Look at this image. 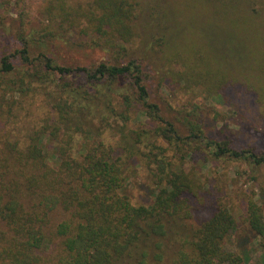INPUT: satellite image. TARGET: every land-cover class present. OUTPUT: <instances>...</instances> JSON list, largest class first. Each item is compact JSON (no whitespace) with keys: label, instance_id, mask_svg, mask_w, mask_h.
I'll return each mask as SVG.
<instances>
[{"label":"trees","instance_id":"16d2710c","mask_svg":"<svg viewBox=\"0 0 264 264\" xmlns=\"http://www.w3.org/2000/svg\"><path fill=\"white\" fill-rule=\"evenodd\" d=\"M173 1V8L158 6L164 18L156 25L176 34L173 50L150 33L154 27L143 16L148 0L15 1L19 25L12 33L20 48L0 53V121L10 112H26L28 101L36 104L40 96L48 119L44 125L28 123L22 140L0 139V264H249L255 248L263 250L264 264L260 202L246 203L252 242L239 247L238 217L227 204L213 202L207 217L191 223L202 188L185 167L204 142L216 159L264 165V154L237 149L238 138L222 137L227 124L218 130L221 140L209 138L203 117L205 106L225 109L238 93H255L264 103L259 0ZM198 15L204 19L199 32ZM181 21L188 29L180 34ZM35 25L39 39L30 37ZM62 28L79 29L84 44L112 51L110 58L90 67L59 63L52 42L43 38ZM226 31L230 51L222 42ZM235 31L246 50L240 70L234 66ZM0 33L2 45L7 33ZM151 37L155 44L148 48ZM158 49L171 69L149 64L148 54ZM154 71L160 82L172 73L190 100L179 108L166 105L153 89ZM48 84L56 91H46ZM199 96L205 103L194 100ZM138 113L150 128L133 129ZM214 114L221 122V114ZM160 142L176 149L180 164ZM138 159L153 177L150 204L135 205L125 192L126 167Z\"/></svg>","mask_w":264,"mask_h":264},{"label":"rangeland","instance_id":"374dc122","mask_svg":"<svg viewBox=\"0 0 264 264\" xmlns=\"http://www.w3.org/2000/svg\"><path fill=\"white\" fill-rule=\"evenodd\" d=\"M16 0H11L10 4L3 7L0 5V32L6 35L3 40V44L0 45V53H9L20 48V43L15 39L12 32L17 31L19 25L18 18V7L15 2ZM83 3L87 0H81ZM170 3L172 5H170ZM173 0H148V5L145 9V19L149 21L151 28L154 27V31H150L151 34L158 37V41L162 43L166 49H175V38L176 34L170 33L167 29H162L161 27H156L159 24L160 19L164 18L163 12L159 13L158 6L164 7L169 5V8H173ZM264 0H259L256 6L258 15L264 16L263 6ZM253 13V10L251 11ZM174 14V13H173ZM176 15V14H175ZM174 16L170 15L169 17ZM194 16V15H193ZM196 17V16H195ZM187 18L183 17L182 21ZM179 23L178 32L181 34L188 29L187 24L184 22ZM204 23L203 17L201 15L197 16L198 32ZM177 28V27H176ZM15 29V30H13ZM8 30H13L8 34ZM41 28L35 25L34 30L31 32L30 37L39 39V35H34L36 32L40 31ZM211 30V29H210ZM188 32V31H187ZM214 30L211 31V33ZM178 33V35H180ZM231 31H226L222 34V42L224 43L227 51L229 50L228 37ZM1 34V33H0ZM235 38V45L233 46V54L235 56V69L240 70L242 64V53L246 50L240 42L241 35L238 31L232 33ZM209 34H204V38ZM221 37V36H220ZM88 38V37H87ZM89 39V38H88ZM46 42H52L50 46V51L55 55V59L62 64L71 66H87L90 67L96 63L106 61L110 58L112 51L107 50L106 45H102L105 51L100 49L95 43H90V45L84 44L86 37L82 35L79 29L74 31L58 29L55 32L49 33L43 38ZM38 43H35L37 45ZM148 48L155 44L154 38H149L147 43ZM1 53V54H2ZM241 55V56H240ZM148 62L152 63L155 68L160 70L171 69L172 65L167 64L164 60V53L161 50H157L155 53L152 51L148 54ZM169 63V62H168ZM149 66V68H154ZM176 67H178L176 65ZM178 68H182L179 65ZM153 80L151 81L153 89L160 92L162 96L165 97L164 103L168 102V105L175 108H179L182 104L187 103L191 96L187 94L184 90L180 88L182 84H174L172 81V73L168 76H164L163 82H160L156 71L151 73ZM163 83V84H161ZM164 87H163V86ZM50 86V84H48ZM53 90L56 88L50 86L46 91ZM45 90H37V93L41 94ZM45 91V92H46ZM238 98L235 104L226 105L225 109L221 104H213L208 106L203 110V117L205 119V130L209 138L213 140H221L225 135H230L231 137L238 138L239 143H237V149H249L250 152L256 154H264V103H259L257 101V94H249L247 97H242L241 93H238ZM43 95V94H42ZM18 96V95H17ZM43 97V96H40ZM38 97L35 99L36 104L30 100L25 105L27 111L21 114L10 112V114L5 116L3 123L0 121V139H23L25 138V129L28 123H39L45 124L48 119V113L41 109L40 102L42 98ZM10 98L8 97V100ZM16 100H18L16 98ZM198 103H203L204 99L202 97L194 98ZM205 103V102H204ZM167 105V104H166ZM233 105V106H232ZM168 111V112H167ZM218 112L221 114L218 118L219 121H215V114ZM165 116L171 117L170 111H164ZM169 113V114H167ZM25 116V117H24ZM9 119V120H7ZM122 124L119 120L117 121ZM147 128L148 120L143 115L138 113L137 118L131 124L133 129H136L138 125H143ZM228 125L224 129L222 135L219 134V129ZM99 126V125H96ZM116 126V124H115ZM135 127V128H134ZM222 136V137H221ZM10 137V138H8ZM160 144L167 148L166 155L175 163L180 164L178 157L174 156L176 154V149L171 148L165 143ZM203 150L199 154L188 155L186 158V170L197 179L198 184L202 190L200 191L199 198L195 201V211L194 218L191 220L193 225H198L200 221L207 217V213L213 202H221L227 204L233 210L236 217H238L239 228L234 236L235 244L239 247L245 246L250 248L251 232L244 220V209L247 201L250 198H255L260 202L264 209V165L256 166L250 163V161H235L229 158L216 159L210 149L205 147V142L202 145ZM181 155V154H179ZM176 157V158H174ZM127 174V185L125 187V192L130 196L133 204H150L155 195V186L153 182V177L150 172L146 169V166L138 159L133 161L130 165L126 167ZM201 209V211L199 210ZM263 255V250L255 248L252 253L251 261L249 264H261V257Z\"/></svg>","mask_w":264,"mask_h":264}]
</instances>
